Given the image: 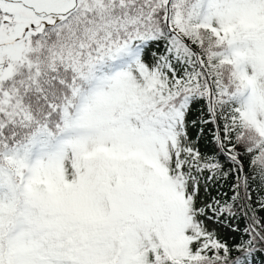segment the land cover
<instances>
[{
	"label": "snow or ice",
	"instance_id": "snow-or-ice-1",
	"mask_svg": "<svg viewBox=\"0 0 264 264\" xmlns=\"http://www.w3.org/2000/svg\"><path fill=\"white\" fill-rule=\"evenodd\" d=\"M0 264H264V0H0Z\"/></svg>",
	"mask_w": 264,
	"mask_h": 264
}]
</instances>
